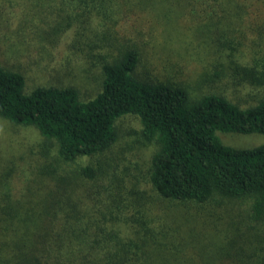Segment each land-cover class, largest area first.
<instances>
[{"label":"trees","instance_id":"obj_1","mask_svg":"<svg viewBox=\"0 0 264 264\" xmlns=\"http://www.w3.org/2000/svg\"><path fill=\"white\" fill-rule=\"evenodd\" d=\"M58 2L61 6L74 4L103 19L126 17L129 11L146 10L155 4V0L152 4L150 0ZM177 2H183L189 12L199 6L203 11L207 9L211 18L231 22L240 20L247 8L257 5V38L261 39L257 40V49L264 57V0ZM71 23L68 15L57 26L68 29ZM228 27L231 29V24ZM240 43H229V48L236 51ZM259 55L257 71L234 61L232 70L239 80L264 87ZM137 61L136 50L127 49L103 63L100 89L87 99H81L72 86H37L25 92L23 75L0 65V119L32 126L39 132L43 138L40 156L52 159L46 168L40 167V174L54 180L42 206L41 199L36 202L42 207L38 210L41 214H37L29 203L17 206L10 199L9 180L17 175L12 177L15 172L9 167L0 169V220H10L11 226L18 219L14 216L16 210L23 207L19 221L38 228L26 237L9 233L14 236L10 239L14 248L9 252L8 264H176V243L169 234L172 231H165L164 222L171 215L160 217L147 211L142 194L133 184L124 195L127 165L121 175L108 170L109 161L118 159L112 152L119 137L115 123L123 116L138 119L137 139L143 146H152L145 176L156 196L169 205L210 204L204 217L218 205L248 202L244 210L247 221H257L255 226L264 229V144L235 147L219 136L264 135V96L246 107L218 93L191 97L186 86L136 78L133 70ZM81 158L91 160L81 163ZM101 189L107 190L104 198ZM182 211L174 216H190V211ZM169 229L173 227L169 225ZM166 251L171 252L169 257L164 256ZM239 264L249 262L240 260ZM255 264H264V257L260 263L256 254Z\"/></svg>","mask_w":264,"mask_h":264},{"label":"rangeland","instance_id":"obj_2","mask_svg":"<svg viewBox=\"0 0 264 264\" xmlns=\"http://www.w3.org/2000/svg\"><path fill=\"white\" fill-rule=\"evenodd\" d=\"M150 1L152 4L153 0ZM206 11L196 6L189 12L177 0H155L146 10L135 9L126 17L103 19L74 4L61 6L58 0H0V65L23 75L25 92L37 86H72L81 99H87L100 89L102 64L111 62L124 50L134 49L138 61L133 75L140 80L186 86L191 97L218 93L241 107L255 104L264 96V87H257L247 79L239 80L232 62L257 71L260 52L257 40L261 41L257 38V23L260 24L257 5L247 8L235 22L211 18ZM68 15L72 21L70 27L67 30L58 27ZM237 40L241 41L240 45L236 51L231 50L229 43L235 46ZM261 52L264 53V47ZM259 57V67L264 69V57L261 58V53ZM115 126L119 137L112 152H116L118 159L109 161L108 170L121 175L123 166L127 165L124 195L133 184L142 194L147 211L160 217L171 215L168 221H161L167 222L165 231H172L169 234L176 243L173 253L176 264H239L240 260L255 264L256 254L261 263L264 229L255 226L257 221H247L244 210L248 202L218 205L206 217L210 204L169 205L146 182L152 146H143L137 139L138 119L123 116ZM219 136L235 147L264 144L263 134L219 133ZM42 141L34 127L0 119V169L9 167L15 172L12 177L17 175L9 180L10 199L17 206L29 203V208L37 214H41L38 210L42 207L36 202L41 199L42 206L47 189L54 187L53 179L40 174V167L46 168L52 162L50 156H40ZM90 160L81 158L79 162ZM106 189H101L102 198ZM182 209L190 211V216H174L182 213ZM16 213L18 219L11 226L10 220H0V264H8L9 252L14 248L10 241L14 236L10 232L26 237L38 231L19 221L23 207ZM40 222L38 219V226ZM4 227L7 229L1 233ZM170 254L166 251L164 256Z\"/></svg>","mask_w":264,"mask_h":264}]
</instances>
